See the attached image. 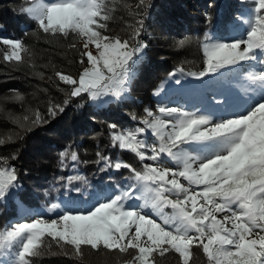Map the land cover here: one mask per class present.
I'll return each instance as SVG.
<instances>
[{"label": "snow or ice", "instance_id": "1", "mask_svg": "<svg viewBox=\"0 0 264 264\" xmlns=\"http://www.w3.org/2000/svg\"><path fill=\"white\" fill-rule=\"evenodd\" d=\"M110 3L114 0H31L22 9L44 35L83 42L78 61L82 71L76 77L54 73L69 86L65 105L85 94L93 102L120 100L129 90L146 48L138 39L143 21L128 38L105 34L113 18ZM139 6L150 5L139 0ZM237 20L225 21L228 40L204 34L203 67L186 73L201 81L194 87L213 92L212 99L201 92L196 111L145 109L143 127L112 132L113 147L153 163L137 169L98 152V162L106 168L127 169L129 182L96 192L87 211L52 203L48 212L61 209L56 219L40 216L0 230V264H35V258L51 251V242L60 254L81 260L86 251L121 258L131 253L122 264H159L173 253L180 264H194L193 249L198 248L204 264H264V0H251ZM0 44L9 49L4 61L22 64L28 57L35 67V53L22 40L3 38ZM177 71L184 74L183 68ZM48 111L55 117L64 107L54 105ZM33 115L32 125L45 122L38 111ZM27 121L28 116L13 119L30 130ZM146 133L154 144L142 138ZM11 139H0V145ZM68 156L67 150L60 153L62 166ZM70 159L78 161L77 153L71 152ZM79 180L84 178L68 177L69 183ZM19 188L16 169L0 157V200L15 199Z\"/></svg>", "mask_w": 264, "mask_h": 264}, {"label": "trees", "instance_id": "2", "mask_svg": "<svg viewBox=\"0 0 264 264\" xmlns=\"http://www.w3.org/2000/svg\"><path fill=\"white\" fill-rule=\"evenodd\" d=\"M131 1L134 2L128 4L129 8L113 7L114 16L120 15V24L126 25L114 35L128 38L142 20L138 39L146 48L141 54L142 60L133 69L135 75L124 97L97 107L86 95L71 98L65 105L69 86L54 75L56 71L74 77L79 74L82 70L78 63L79 51L83 50V42L71 36L64 39L44 35L22 12L31 0H0V39L22 40L35 53L32 59L35 67L30 66L28 57L22 64L9 63L4 61L6 50L0 45V139L12 138L0 145V157L7 158L9 165L16 169L20 185L15 199L0 200V230L40 216H57L61 209L87 211L94 203L96 192L115 190L128 183L130 172L127 169L106 168L103 161L98 162L97 153L113 162L120 160L140 169L145 162L111 145L112 132L143 127L140 121L145 116V109L156 113L159 107L165 106L196 111L200 108L201 92L212 99L213 92L194 87L201 81H193L187 88L162 98L155 97L154 91L173 69L200 71L204 34L208 33L213 39H230L225 21L238 23L237 17L251 7V0H146L150 5L147 8L139 6V0ZM111 22L112 19L108 25ZM105 34H112L110 27ZM182 40L187 41L183 46L179 43ZM73 43L75 49L70 47ZM39 73H43L42 78ZM16 94L23 100L12 99ZM54 105L64 107V111L55 117L48 111ZM36 111L45 122L32 125ZM24 116L29 117L25 124L30 130L13 122L14 118ZM113 124L117 126L115 130L110 128ZM142 138L149 144L155 143L147 133ZM65 150L69 156L62 166L60 153ZM73 151L78 155L76 162L70 159ZM77 175L84 180L68 182V177ZM76 188L80 191H75ZM52 203H59L61 209L48 212ZM51 243V251L35 258V264H122V260L130 258L131 254L121 258L116 254L99 255L86 251L81 260L60 254L55 242ZM193 252L194 264H204L201 250L194 248ZM159 264H180V261L176 254L170 253L160 258Z\"/></svg>", "mask_w": 264, "mask_h": 264}, {"label": "rangeland", "instance_id": "3", "mask_svg": "<svg viewBox=\"0 0 264 264\" xmlns=\"http://www.w3.org/2000/svg\"><path fill=\"white\" fill-rule=\"evenodd\" d=\"M134 1H131V0H114V3H110V7H115V9H118L121 8H129V5L130 3H132ZM133 7L135 6V4L133 3L132 4ZM112 22L109 24V27L111 28L112 30V34L110 36H115L114 33H117V31L120 30V28L122 27V29H125L126 25H121L120 24V15L118 17H115L114 16V13H113V16H112ZM3 49L7 51H9L8 49V46H5L3 44H0ZM91 51H93L95 53V49L94 48H91L90 49ZM250 64H255V62H250ZM260 66L259 65H256V68L258 69ZM178 69H173L171 70L157 85V88L155 89L154 91V96L157 97V98H162V97H165V96H168L170 93L174 92V91H179V90H183L184 88H187V85H189L191 82L195 81L197 82L198 80L194 79L193 77H190V76H187L186 73L184 71V74H181L177 71ZM82 71V70H81ZM175 73V75H170V74H173ZM179 79L180 80V84H176L175 81ZM158 93V94H156ZM86 95V94H85ZM87 97V95H86ZM87 100L93 104L94 106H103L106 104L107 101L109 100H113V98L111 97H105L103 98V100L101 101H96V102H93L91 101L88 97H87ZM106 101V102H105ZM145 163H153L151 161H145ZM57 216H53V217H48V218H44V219H56Z\"/></svg>", "mask_w": 264, "mask_h": 264}]
</instances>
